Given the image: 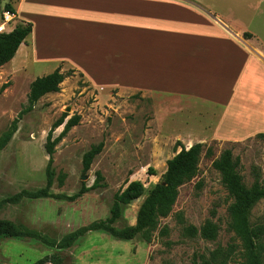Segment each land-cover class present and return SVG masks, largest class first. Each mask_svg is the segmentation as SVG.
Listing matches in <instances>:
<instances>
[{
	"label": "rangeland",
	"instance_id": "rangeland-1",
	"mask_svg": "<svg viewBox=\"0 0 264 264\" xmlns=\"http://www.w3.org/2000/svg\"><path fill=\"white\" fill-rule=\"evenodd\" d=\"M18 1L4 0L0 4V15L7 4L15 8ZM191 1L225 20L231 29H235L236 35L245 38L246 44L233 39L220 41L224 46V57L231 60L233 66L222 68V73L207 79L209 85L206 87L199 86L191 76L183 78L186 82L181 83L182 86L196 85V90L204 96L176 95L173 87L179 83V76L172 65H158L151 57L139 58L135 53L114 46L105 48L99 43L101 40L114 42V38L119 37L139 43L140 40L128 38H135L139 35L137 31L148 25L184 28L192 34L202 29L213 32L212 36L217 40L215 30L180 10L159 11V15L172 18L147 23L142 19L145 11L140 7L115 10L122 0H101L99 4L104 9L83 10L88 27L84 49L68 50L64 59L69 62L37 65L33 63L34 55V59L29 56L27 63L20 67L6 65L0 69V137L10 131L14 120L27 105L30 86L36 78L58 67L65 74L75 70L61 84L60 92L48 93L22 117L11 141L0 151V219L40 231L44 238L1 235L0 263L36 264L46 256L49 258L46 264L245 262L246 245L229 228L228 208L232 199L212 162L225 149H232L234 156L240 158V172L247 186L254 181V171L264 176V140L258 138L259 134H264V0ZM137 3L146 4V0ZM24 10V15L28 14L20 19H29L28 22L38 29L36 36L28 38V45L36 44L39 61L54 62L55 54L65 51L63 43L59 47L56 45L57 37L61 32L69 33L70 23L52 19L50 8L39 3L31 2ZM93 18L102 24L99 33L93 30ZM18 21L16 18L8 29L15 28ZM171 38L184 40L174 34ZM124 39L117 42H124ZM156 39L154 41L161 42ZM152 42L150 38L145 40L151 46ZM162 47L167 51L178 45L173 41ZM244 48H249L263 63L248 62L246 55L242 56L248 54ZM17 54L28 56L29 49H20ZM127 72L141 74L149 83L159 77L160 83L168 89L140 83L126 85L123 80L128 76ZM114 81L118 84L113 85ZM5 84L7 87L3 88ZM64 113L68 114L67 119L80 115L81 121L56 147L55 182L51 189L54 197L11 201L24 190L37 191L46 186L49 156L45 142L53 124ZM63 128L58 127L53 136L60 135ZM100 142H104L103 151L85 171L84 154ZM177 142L186 148L194 143L204 144L200 172L180 188L172 213L161 219L150 241L140 235L130 241L120 240L98 230L86 233L70 248L53 245L69 233L106 219L114 196L131 182L140 181L145 185L144 194L125 208L122 219L115 224L119 229L135 225L140 205L166 172L168 160L181 150ZM98 172L103 176L102 187L75 201L60 199L79 193L83 184L95 185ZM181 218L186 225L198 228L209 220L217 223L220 227L218 238L211 241L183 232ZM250 221L259 233L256 242L264 263V200L254 207ZM164 227L167 231L161 234Z\"/></svg>",
	"mask_w": 264,
	"mask_h": 264
},
{
	"label": "trees",
	"instance_id": "trees-1",
	"mask_svg": "<svg viewBox=\"0 0 264 264\" xmlns=\"http://www.w3.org/2000/svg\"><path fill=\"white\" fill-rule=\"evenodd\" d=\"M4 0H0L2 4ZM6 10H15L10 4L5 6ZM33 24L25 23L15 27L9 33L0 34V69L11 62L16 56L19 48L26 43L27 38L32 34ZM75 70H70L73 73ZM62 72V68L58 67L52 73L36 78L31 86L28 94L27 105L21 110L18 117L14 120L10 131L0 137V151L3 150L11 141L17 130L19 121L25 114L30 113L44 96L57 93L61 90V84L69 75ZM83 76V75H82ZM7 84L3 85L6 88ZM68 114L64 113L50 129L46 142L45 150L49 156L47 165V184L44 188L37 191L24 190L11 198L13 202H19L23 198L42 199L54 197L51 189L55 182L54 155L59 142L68 135V133L80 124L81 116L75 115L67 119ZM64 126L63 131L57 137L53 136L58 127ZM259 139L264 140V134L258 135ZM181 150L168 160L167 170L161 177V180L155 187L148 192L144 201L139 207L135 225H127L123 228H117L115 224L122 219L125 208L133 201L142 197L145 192V185L140 181H133L124 190H121L114 196L110 214L106 219L98 220L89 226L80 228L72 233L67 234L61 241L53 242L59 248H70L77 240L86 235L90 231L103 230L112 235L116 239L130 241L137 236L145 237L148 241L152 238V233L156 231L162 218H167L172 213L173 207L177 202L180 188L188 182L195 179L200 172V163L205 146L202 143L192 145L186 148L181 142H177ZM104 142L94 145L84 154L83 164L84 170L88 171L95 158L103 151ZM240 158L234 156L232 149H225L221 155L212 162L213 168L220 174L223 187L227 190L232 203L228 208L230 219L229 228L243 239L247 257L242 264H264L262 261L260 246L256 239H259V233L251 226V213L254 207L264 200V176L258 171L253 172L254 181L251 186L244 183L243 176L240 172ZM153 171V170H150ZM151 173V172H150ZM152 174V173H151ZM97 183L91 187L83 184L79 193L73 196H61L60 199L75 201L82 197L85 193L94 190L100 186L103 176L100 172L97 174ZM184 223L183 218L180 220ZM167 228L161 230V234H165ZM183 232L190 235H198L206 240H216L218 238L220 227L213 221H207L202 226L195 227L192 225H183ZM9 237H36L44 239L40 231L30 229L23 224H17L10 220L0 219V236ZM49 258L39 260L36 264H46ZM6 264V263H0ZM194 264H211V261L194 262Z\"/></svg>",
	"mask_w": 264,
	"mask_h": 264
},
{
	"label": "crops",
	"instance_id": "crops-1",
	"mask_svg": "<svg viewBox=\"0 0 264 264\" xmlns=\"http://www.w3.org/2000/svg\"><path fill=\"white\" fill-rule=\"evenodd\" d=\"M101 0H19L16 3L15 10L16 18L19 20L16 24H25V23H31L28 22L29 19L26 21L20 19V17L25 16L24 15V8L25 5L30 4L31 2L39 3L40 5L50 8V10L53 12L52 19H62L70 23L69 26V33L61 32L60 35L57 37V46L59 47L61 43H63L62 47H64L65 51L60 54H55L56 60L54 62H45V61H39L38 60V51L37 46L35 45H28V38L30 36H36L37 34V26H35L33 23V31L32 34L27 38L26 43H23L19 50H28L29 49V55L28 56H22L20 54H16L14 59L9 62L6 65H12L14 67H20L23 64H26V59L30 58L29 56H32L34 59V55L36 56V59H34L37 65H45L47 63H56L57 61H67V59H64L68 56V50H82L84 49L85 45V34H86V28H88L85 24V16L83 13V10L85 9H92L94 12L100 9H104L102 4H99ZM139 0H122V2L119 5L115 6V10L119 9H130L131 7H140L142 8L145 13L142 14V19H146L147 23L149 21L154 19H165V18H172V16L169 15H159V11H163L165 9L169 10H180L182 12H187L189 14H192L194 18L198 19L201 22H204L206 24H209L212 29L215 30L216 34L215 37L217 40H214V34L212 32L209 33L205 30L200 29L197 34H192L189 31H187L184 28H171L166 25L162 26H143V29L139 32V35L135 36V38H128L131 40H140L139 43L135 42H127V39H124L123 37L114 38V42H104L100 41L99 46L103 47H110L114 46L117 49L124 50L125 52L129 51V53H135L136 56L141 57H148L153 58L155 63L157 62L158 65H172L174 67V70L177 71V75L179 78L177 81L179 82L174 86L175 90H173L176 95H183V93L190 94L191 96L195 97L198 96H204L203 93L196 90L198 89L196 85L188 87V86H182L181 83H183L185 80L184 77L191 76L193 77L198 83L199 86L206 87L209 85L208 82H206L207 79L213 78V75L222 73V68H229L233 65L230 64L231 60H226L224 57V49L223 44L220 41L233 39L234 41L238 43H243V39H241L240 36L236 35L233 30L231 29L230 25L225 22L221 17L217 16L216 14L213 15L208 9L203 7L202 5L197 4L195 1L191 0H173L177 2H172L170 0H146V4H140L137 3ZM43 3V4H41ZM80 10V11H79ZM185 14V13H184ZM183 17L186 18L184 15ZM173 18H176L173 16ZM53 20H51L50 23H52ZM94 27L93 30L95 31H101L102 30V24H100V21H98L97 18H93ZM13 28L12 30H14ZM48 31L49 29H45ZM172 34L179 35V37L183 38L184 40H176L172 39ZM46 36L50 37L51 34H46ZM139 36V38H138ZM194 36V37H192ZM192 37V38H191ZM147 38H150L153 40V46L148 45L145 43V40ZM159 41H154V39ZM171 38V39H169ZM125 40L117 42V40ZM167 40V41H165ZM175 42L178 47L173 50H164L162 45L167 43H173ZM246 45V44H245ZM238 47L237 45H235ZM248 47V46H247ZM32 50H31V49ZM183 48V50H181ZM239 48V47H238ZM103 49V48H102ZM246 51H248V54H243L242 56H245L248 58V62L251 64H257L263 63L254 53L250 51V49L244 48ZM21 53V52H20ZM237 54V53H235ZM53 58V57H52ZM137 59L140 60V59ZM4 65V66H6ZM3 66V67H4ZM2 67V68H3ZM79 70V69H78ZM81 71V70H80ZM116 71V70H115ZM53 71L47 73L50 74ZM82 72V71H81ZM129 73V72H127ZM83 74V73H81ZM132 73H129L126 78H124V82L126 85H133L138 84L144 86V85H150V86H157V87H164L165 89H168L165 85H162L159 81V77L154 80L153 83H149V81L144 78L143 75H131ZM84 75V74H83ZM85 76V75H84ZM186 82V81H185ZM113 83V82H112ZM114 81L113 85H116ZM128 86V87H129ZM109 87V86H106ZM104 87V88H106ZM196 94V95H195ZM195 95V96H194ZM197 98V96H196Z\"/></svg>",
	"mask_w": 264,
	"mask_h": 264
},
{
	"label": "built area",
	"instance_id": "built-area-1",
	"mask_svg": "<svg viewBox=\"0 0 264 264\" xmlns=\"http://www.w3.org/2000/svg\"><path fill=\"white\" fill-rule=\"evenodd\" d=\"M0 18H1L0 34L11 32L13 28L8 29V27L11 26L12 23L15 21L16 13H14L13 11L4 9L0 15Z\"/></svg>",
	"mask_w": 264,
	"mask_h": 264
}]
</instances>
